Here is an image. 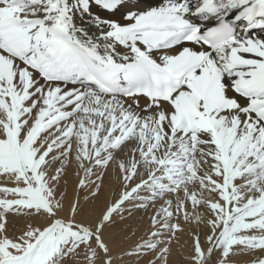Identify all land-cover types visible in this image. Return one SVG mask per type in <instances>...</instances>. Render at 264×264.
I'll list each match as a JSON object with an SVG mask.
<instances>
[{"label": "snow or ice", "instance_id": "1", "mask_svg": "<svg viewBox=\"0 0 264 264\" xmlns=\"http://www.w3.org/2000/svg\"><path fill=\"white\" fill-rule=\"evenodd\" d=\"M259 32L264 0H0V264H114L115 215L149 207L129 255L191 229L190 264H264ZM73 163L94 196L117 173L95 220L57 197Z\"/></svg>", "mask_w": 264, "mask_h": 264}, {"label": "bare ground", "instance_id": "2", "mask_svg": "<svg viewBox=\"0 0 264 264\" xmlns=\"http://www.w3.org/2000/svg\"><path fill=\"white\" fill-rule=\"evenodd\" d=\"M149 2L155 4V3H157V0H149ZM258 35L264 36V32H259ZM78 172H79V175H77ZM83 175H84L83 170L78 169L76 164L73 163V164L68 166L66 174L64 175L63 179L60 181L61 183L59 184V187H58L57 197L58 198L63 197L64 215H67L70 206L76 200H79L81 210H82V208L85 209L87 207H91L95 203V199H94L95 197L92 198V193L89 190L90 188L79 189L80 188L79 187V180L83 177ZM92 179L95 180V177L93 176ZM117 180H119V179L117 178L116 171L110 170L109 175L105 178L104 182L106 184L111 185V186H109L110 188L105 187V190L107 192L111 191V189L113 187H115V185L117 184ZM0 181H1V179H0ZM83 191H86L85 196L87 197V201H84L81 197V193ZM119 191H122L121 187H120ZM112 196H110V197H112ZM86 197H85V200H86ZM111 200L109 198H107L105 208L111 204L110 203ZM94 208H96V207H94ZM137 212L138 211H136V213L134 212L135 214L130 216V221L132 223L131 230L133 232L130 234L129 237H132V238L128 239L125 237V235L127 233L126 230H121L122 232H119L117 230H114L113 227H109L106 230L105 238H106V241L108 242V244L112 250V256H113L114 264L116 263L117 260L121 261V264H140V262H137L138 257L133 256V255H129L128 253H130L132 251V249L138 243H140L142 241V239L148 238V232L150 230V227L148 226V222L146 221L147 218L138 219L139 215ZM139 213L142 214L141 212H139ZM82 216L80 214L78 216V219H81L84 221L94 220V218L92 216H90L88 214V212L85 213L84 217H82ZM181 222H182V220H181ZM23 226H24V220L23 219H20L18 221H13V223L10 224V226H9V235H12V236L17 235L19 229L22 228ZM196 231L201 232V241L204 242V246L207 247V243H206V236L208 234L207 227L204 226L202 229L197 228ZM191 251H192L191 229H188V230H186V232L184 234H182L180 236L179 242L173 241V243L171 245V252L168 255V264H190L188 258L191 254ZM237 259L240 261V264H249V261L251 259H254V257H250V256L245 255V256H239V257H237ZM157 264H159V261Z\"/></svg>", "mask_w": 264, "mask_h": 264}, {"label": "rangeland", "instance_id": "3", "mask_svg": "<svg viewBox=\"0 0 264 264\" xmlns=\"http://www.w3.org/2000/svg\"><path fill=\"white\" fill-rule=\"evenodd\" d=\"M3 177H0L1 181H0V184H5V183H8L7 181H5V179ZM61 183V182H60ZM59 183V184H60ZM107 185V186H106ZM109 184H106L105 182L103 183L102 185V189L101 191L97 194V195H92V198L95 199V203L91 206V207H87V208H82L81 210V216L84 217L85 216V213L88 212V214L90 216H92L95 219H97L99 217V215L104 211L103 209L105 208V204H106V201H107V198H109L111 201L110 203H112L114 200L118 199V194L121 192L119 191L120 190V181L117 180V184L115 185V187H113L111 189V191H106L105 190V187H108L110 188ZM119 187V188H118ZM81 189V187L79 188ZM115 189V190H114ZM91 191V193H93L92 191H94V188H90L89 189ZM85 193L86 191H83L81 193V197L84 201H87V197L85 196ZM116 194V195H115ZM113 195V196H112ZM112 196V197H110ZM85 197H86V200H85ZM93 200V199H92ZM104 201V202H103ZM96 207V208H94ZM101 207V208H100ZM127 208H131L132 206L131 205H127L126 206ZM91 208V209H90ZM90 209V210H89ZM98 209V210H97ZM87 210V211H86ZM101 212H100V211ZM136 211H138V215H139V218L138 219H141V218H147L146 221L148 222V226L150 227V217L153 213V209L151 207H149L148 209H139V210H133V212L129 213L128 211H125L123 212L122 216L120 214H116L115 217H114V220L115 222L113 224H111L109 227H113L114 230H117L119 232H122L121 230H126L127 233L125 235L126 238H132V237H129L130 234L133 232L131 230V227H132V223L130 221V216L134 215L136 213ZM143 211V212H142ZM135 212V213H134ZM139 212H141L142 214H140ZM100 213V214H99ZM133 213V214H132ZM146 214V215H145ZM95 216V217H94ZM129 216V217H128ZM145 216V217H144ZM108 227V228H109ZM131 242V241H130ZM155 260V255L153 254H148V255H145V256H141V257H138V260L137 262H140V264H149L150 261H153ZM158 263V261H157ZM67 264H72V261L69 260L67 262ZM115 264H121V261H116Z\"/></svg>", "mask_w": 264, "mask_h": 264}]
</instances>
